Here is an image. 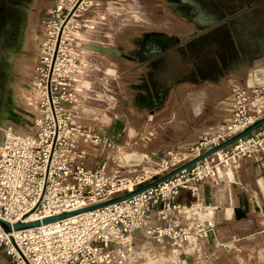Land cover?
<instances>
[{"label": "built area", "instance_id": "1", "mask_svg": "<svg viewBox=\"0 0 264 264\" xmlns=\"http://www.w3.org/2000/svg\"><path fill=\"white\" fill-rule=\"evenodd\" d=\"M86 1L75 0L71 8L58 6L61 12L66 11V17L57 32L38 111L23 120L25 128L10 130L0 144V218L11 224L25 216L33 218L23 222H41L101 204L159 178L148 181L142 173L126 175L121 173L124 166L112 168L108 158L94 169L84 165L88 155L85 145L102 152L123 148L106 132L78 122L84 103L80 80L67 74V79L57 82L63 38L68 26L86 11ZM229 86L230 116L224 121L229 124L228 132L218 129L216 134L202 136L192 151L217 146L264 117L260 88L249 89L232 81ZM249 158L264 167V127L128 200L18 231L17 235L6 234L0 227V246H5L16 264H189L192 255L202 258L206 241L216 231L213 208L200 201V186L204 182L217 185L222 181L220 172L228 176ZM167 169L165 174L174 168ZM184 191L193 202L177 201ZM238 240L232 237L233 242Z\"/></svg>", "mask_w": 264, "mask_h": 264}, {"label": "crops", "instance_id": "2", "mask_svg": "<svg viewBox=\"0 0 264 264\" xmlns=\"http://www.w3.org/2000/svg\"><path fill=\"white\" fill-rule=\"evenodd\" d=\"M151 2L145 4L142 32L115 38L110 50L117 55L109 57L123 82L125 124L139 133L152 129L160 145L153 144L147 154L155 156L166 144L192 147L212 135L208 125L230 116L227 81L264 93V10L249 6V0ZM128 127L121 137L129 134ZM177 201L189 204L194 198L184 191ZM200 201L213 208L216 231L210 237H230L236 210L246 215L244 223L237 219L240 226L264 223V167L253 158L242 160L217 185L202 183ZM0 264H16L5 246H0Z\"/></svg>", "mask_w": 264, "mask_h": 264}, {"label": "rangeland", "instance_id": "3", "mask_svg": "<svg viewBox=\"0 0 264 264\" xmlns=\"http://www.w3.org/2000/svg\"><path fill=\"white\" fill-rule=\"evenodd\" d=\"M24 1L26 13L24 11L15 48L32 55L22 57L20 63L14 64L11 68L16 70L14 78L7 83L0 81V144L10 130L25 128L24 125L22 126L23 120L37 113L41 96L46 90L57 32L66 17V11L61 12L58 6L71 8L75 0H40L37 6L35 0ZM86 2L84 5L86 11L80 13L77 22H72L68 26L63 38L64 43L59 52V66L56 72L57 82L59 83L61 78L67 79V74L80 80L81 85H84V92L81 93L84 103L81 105L82 114L78 122L97 132L104 133L106 128L112 129V134L108 132L106 134L123 148L120 151L114 149L102 152L99 148L85 145L88 155L84 165L94 169L108 158L110 167L121 165L126 168L122 169L121 173L126 175L130 172L142 173L144 178L151 181L155 177L163 176L166 166L169 167L167 169L169 171L202 152L191 150L192 147L196 148L199 145L201 141L198 140L192 147H185L181 142L170 146L163 143L167 147L160 155L147 154V151L154 147L153 144L157 148L160 145L159 142H155L152 129L146 133L136 132L132 125L128 127L125 124L126 119L122 117L123 82L116 71V62L106 53L111 54L113 51L110 48H113L115 38L142 32V26L148 17L145 4L151 6L152 2L151 0L146 3L145 0H87ZM156 5L165 6L168 2L161 0L156 2ZM32 9L42 12V15L39 13V16H35ZM153 15L157 19L160 14L156 12ZM32 29L37 32L32 33ZM29 35H33L34 38L37 36L38 39L32 40ZM12 52L13 48L8 53H4L7 55ZM226 86L230 87L228 81ZM10 106L16 109L11 112L17 114L20 122L6 119V114L2 115L7 108H11ZM262 113L264 114V109ZM122 118H124L123 123H121ZM125 127H128L129 134L126 133L125 137H121L123 133L121 131ZM208 127L207 132L212 134H216L218 129L219 132L227 133L229 124L220 122L209 124ZM219 175L224 177L226 172L222 171ZM240 221L244 223L243 219ZM233 222L237 227L230 230L229 238L223 239L221 235L209 237L202 258L192 255L187 259L188 263L264 264V223L255 222V225L248 224L244 227L239 225L237 219ZM255 231L259 234L256 235ZM233 236L239 240L233 242ZM137 242L147 245L145 240L138 239Z\"/></svg>", "mask_w": 264, "mask_h": 264}, {"label": "water", "instance_id": "4", "mask_svg": "<svg viewBox=\"0 0 264 264\" xmlns=\"http://www.w3.org/2000/svg\"><path fill=\"white\" fill-rule=\"evenodd\" d=\"M58 47V44H57ZM107 55H117V54H109L106 53ZM55 61V58H54ZM264 127V117L257 120L255 123L251 124L250 126L244 128L241 132L237 133L236 135L230 137L229 139L225 140L224 142L218 144L217 146H214L212 148H209L208 150L200 153L198 156H196L195 158L187 161L186 163L177 166L176 168H174L173 170H171L169 173L165 174L164 176H161L159 178H155L152 182L140 186L137 190H135L134 192H130L127 194H124L122 196H119L117 198H113L107 202L101 203V204H97V205H93L72 213H67V214H62L59 216H55V217H50V218H46L41 222H23L24 220L27 219L28 216L23 217L22 221H19L17 223L11 224L10 222L3 220L2 218H0V227L3 229V231L6 234H11L13 232H18V231H22V230H26V229H30V228H34V227H38L41 224H49V223H53L56 222L58 220H62L65 218H69L78 214H82L85 212H89V211H93L96 209H100L103 207H107L125 200H128L134 196H137L139 194H141L142 192L149 190L151 188H154L156 186H158L159 184L170 180L171 178L175 177L176 175L180 174L182 171H185L191 167H193L194 165H196L197 163L211 157L212 155H214L215 153L224 150L230 146H232L233 144H235L236 142H238L239 140L251 135L252 133H254L255 131L259 130L260 128ZM235 216L236 219L238 220H242L245 218V212L242 210H236L235 212ZM10 241L12 243V245L20 252L19 248L17 247L16 243L14 242V239L12 237H10Z\"/></svg>", "mask_w": 264, "mask_h": 264}, {"label": "flooded vegetation", "instance_id": "5", "mask_svg": "<svg viewBox=\"0 0 264 264\" xmlns=\"http://www.w3.org/2000/svg\"><path fill=\"white\" fill-rule=\"evenodd\" d=\"M39 1L40 0H35L36 6L39 5ZM249 1V6L255 5L256 7L262 9L261 11L264 10V0ZM25 5L26 2L24 0H0V81L2 80L6 83L16 76L15 68L14 70H11L14 64L20 63L22 57H29L32 55L29 52H25L15 48L16 43L19 39L21 22L24 19V11L26 13ZM232 7L233 6L229 7L231 11L233 10ZM31 11L35 16H39V13H41L42 15V12H39L38 10L32 9ZM35 22L37 21L35 20ZM36 32L37 31L35 29H32V33ZM29 36L32 40L38 39L37 36L36 38H34L33 35ZM11 48H13V52L6 55V53L4 52L8 53ZM12 108L13 107L7 108L2 115H8L9 110L10 112L16 111V109L14 110Z\"/></svg>", "mask_w": 264, "mask_h": 264}, {"label": "bare ground", "instance_id": "6", "mask_svg": "<svg viewBox=\"0 0 264 264\" xmlns=\"http://www.w3.org/2000/svg\"><path fill=\"white\" fill-rule=\"evenodd\" d=\"M110 52V51H109ZM113 52V51H112ZM111 52V53H112ZM7 116V118L6 119H14V120H17L18 122H20V120H18V118H17V114L16 113H14V112H9V114L8 115H6ZM230 173V172H229ZM33 218V216H28L27 217V219L28 220H31ZM18 234V232H14V235H17Z\"/></svg>", "mask_w": 264, "mask_h": 264}]
</instances>
